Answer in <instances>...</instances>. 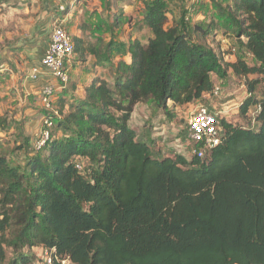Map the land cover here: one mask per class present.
I'll use <instances>...</instances> for the list:
<instances>
[{"label": "trees", "instance_id": "trees-1", "mask_svg": "<svg viewBox=\"0 0 264 264\" xmlns=\"http://www.w3.org/2000/svg\"><path fill=\"white\" fill-rule=\"evenodd\" d=\"M221 1L213 0L218 17L255 60L226 63L245 81L240 113L248 123L223 116L221 142L203 157L166 153L145 135L149 121L143 134L131 125L138 104L167 115L169 102L204 99L221 69L184 19L169 25V0L145 2L153 36L126 45L129 61L103 58L100 39L73 38L75 63L93 55L114 82L94 77L73 99L66 84L53 110L42 102L51 141L25 167L0 151V263L8 244L54 250L68 264H264V0ZM80 159L89 166L79 169ZM11 264L33 261L25 254Z\"/></svg>", "mask_w": 264, "mask_h": 264}, {"label": "rangeland", "instance_id": "rangeland-1", "mask_svg": "<svg viewBox=\"0 0 264 264\" xmlns=\"http://www.w3.org/2000/svg\"><path fill=\"white\" fill-rule=\"evenodd\" d=\"M55 1L56 0H28L24 2L23 6H17L19 9L28 7L30 11L23 14L22 11H19L15 13L16 15H13L17 20H15L16 22L12 28L13 32L15 30V37L20 39L27 36L30 40L32 37V44L36 37L32 34L33 29H35L34 32L36 31L38 34L43 24L37 36V41L42 40L44 37L50 38L53 23L56 22L57 18H63L65 16V24H67V29L70 30L72 35L74 33L71 26L73 25V21L77 20L80 29L84 31L83 35L85 40L96 44L100 39L102 41L100 44L101 56L103 55L105 57L110 53V56L108 55L109 59L117 62V56H120V58L127 56L124 50L130 41L134 38H146L147 35H152L147 26L143 23L145 2L147 0H65V2H63V9L60 11L56 10ZM223 1L225 0H222L221 3H224ZM1 2L2 0H0V3ZM3 8L4 7L1 5L0 9L2 10H0V14L7 11L11 12L10 14L15 12L9 8L5 11ZM53 10H56L55 13H57V15L50 21L48 18H45L47 16L45 14L51 15ZM42 13L43 16L39 17ZM168 14L169 25L175 21L178 22L184 19L187 29L191 34V38L212 49L219 57L221 63L220 72L212 74L215 87L220 88L219 95L209 98L205 97L200 101H195L184 106H173V103L169 102V113L167 115L163 111L157 113V106L154 103L138 104L135 107L131 125L140 134L145 132L146 135V131H150L152 134L156 135V145L159 149L162 150V145L164 144V148L167 146V148H175V150H178L179 148L177 145L183 144V142L177 141L182 133L185 135V138H182V141H185L184 144L189 142L187 141L188 117L190 112L200 103L207 104L217 110H225L227 114L225 116L230 120L237 121L239 124L248 123L240 113V104L248 96L247 88L244 84L245 81L243 78L235 76L232 69L226 68V63L236 60L239 56L244 58L249 64H254L255 60L253 56L248 54L247 50L243 48V45L237 40L232 30L226 27L227 22L218 17V10L213 0H169ZM8 27L12 26H7L5 19H1L0 16V33L2 31L3 33L4 31H8ZM11 35L13 37L14 34ZM148 38L149 37H147L146 40ZM7 41L8 39H5L1 44L3 45ZM109 42L112 43V48L107 49L105 47ZM2 45L0 46V54L3 61H0V67L2 63L7 62V56L5 53L1 52V50L4 49V45ZM21 51L22 50H18V52L14 53V60L19 62L18 67L15 65L14 71L20 72L19 76L22 77V80L29 75L28 70L30 65L28 64L29 57L27 58V55L25 53L23 54ZM39 56L40 54L38 58ZM85 60L88 62L86 66L81 65L82 67L78 74H83L87 76V78L92 77L93 74H99L98 77H103L108 80L110 84H113L114 79L110 67L100 66L96 68V64L98 65L99 63L97 58H95V60L94 58L89 60L88 56ZM7 67L11 69L13 65L9 64ZM3 72L6 73L5 75L8 73L5 70ZM76 76L77 75H75V78ZM74 80L68 82V88L66 89V94L72 99L73 95L82 96L80 94H84L83 89H81L80 86L77 87L75 85L76 80ZM0 85L1 96L4 92L1 90L2 84ZM19 85L22 86L21 83H19ZM77 89H80V91L78 92ZM259 91H257V94L260 93ZM21 92L20 87L16 93L18 96L17 99L13 96L10 99L5 97L0 98V106H2V111L0 113V151L6 153L9 159L15 164H20V166L25 167L28 157L37 152V150H34V145L41 136L44 124L42 118L44 106L39 94H36V92L32 93L31 90L32 94L29 95L28 98H24L25 93L21 94ZM61 92L57 91V97ZM68 92H70V94H68ZM253 109H251V113L248 116V121L251 120L250 124L254 127ZM68 110L69 105L66 108V111ZM2 120L4 121L3 125H1ZM146 122L147 124H145ZM144 124L148 125L149 128L144 132H140L145 129ZM53 133L56 138H61L63 136L61 130L56 131L53 129ZM22 146L24 149L21 148ZM167 148L166 153H171L168 150L169 148ZM45 153L46 149L41 152V154ZM80 164L89 166L90 163L89 160L80 159ZM4 246L7 256L0 264H11L13 259L23 255L25 256V254L29 255L33 264H42V256L45 252V248L38 247L31 250L23 248L17 250L8 244H4Z\"/></svg>", "mask_w": 264, "mask_h": 264}, {"label": "built area", "instance_id": "built-area-1", "mask_svg": "<svg viewBox=\"0 0 264 264\" xmlns=\"http://www.w3.org/2000/svg\"><path fill=\"white\" fill-rule=\"evenodd\" d=\"M75 59L76 53L73 36L67 30L64 19H57L53 23L49 43L40 64L33 67L30 77L33 80H37L43 75H50L59 81L60 89L64 88L70 80V71L75 64ZM57 90V87L53 85H47L41 90L42 102L46 109L53 110L52 101L55 98ZM219 93L220 88L214 87L211 93L204 95V98L216 96ZM225 115H227L225 110H217L204 103L198 104L190 112L187 134V141L192 144L190 154L198 153L200 157H203L206 151L221 142L223 129L220 119ZM52 126L53 121L51 118L44 120L41 136L37 139L34 150L41 151L51 141L50 128ZM77 167L82 169L83 166L78 164ZM55 259L62 264L69 263L67 259H59L55 255L54 250L45 248L41 263L54 264Z\"/></svg>", "mask_w": 264, "mask_h": 264}, {"label": "crops", "instance_id": "crops-1", "mask_svg": "<svg viewBox=\"0 0 264 264\" xmlns=\"http://www.w3.org/2000/svg\"><path fill=\"white\" fill-rule=\"evenodd\" d=\"M27 1L28 0H2V2L0 3V6L2 5L4 7L3 9L5 11L8 10V8L15 11L13 14H10L11 12H8V11L0 14L1 19H3V20L5 19L6 25L7 26L8 25L12 26V27H8V31H6V32L4 31V33L2 31L0 33V46L2 45L1 43L5 41V39H8V41L5 44H3L4 45V49L1 50V52L5 53V55L7 56L6 57L7 58V62L2 63V65L0 67V84H2V88H4V89L1 88V90L4 93L1 94L0 98L1 97H5L7 99H10L13 96V97H15L17 99L18 96H17L16 93H17V90L20 89V87H21V91H22L21 94L25 93L24 94V98H28V96L31 95L33 92H36V94H39V97L41 98L40 92L47 85H53V86L57 87V89H58L57 91H60V92L63 91V90L60 89L59 81L57 79H55L54 77L50 76V75H43L40 78H38L37 80H33L30 77V74H31V71H32L33 67L38 66L40 64L41 58L43 57L44 52H45V50H46V48L48 46L49 38L48 37H44L42 40L37 41V36L40 33V30L42 29L43 24H42L41 29L38 31V34H37L36 31L34 32L35 29H33V33L32 34H34L33 36L34 37L36 36V37H35V41L32 44H31L32 39H33L31 37L32 35L29 36V37H31V40L27 36H24L23 38H20V39L18 37H15V33H14L15 30L13 32L12 28H13V25L15 24V22L17 20L14 18L13 15H16L15 13L19 12V11H22V14L23 13H28L30 11V8L26 7V8L19 9L17 7L19 5L23 6L24 2H27ZM55 2H56V5H55L56 6L55 7L56 10L57 11L62 10L63 9V5H64L63 2H65V0H56ZM28 3H30V2H28ZM8 6H15V7H8ZM0 10H2V9H0ZM55 11L53 10L51 12V15L50 14H45V15H47L45 18H48L51 21L52 18L55 17V15H57V13H55ZM42 16H43V13L39 17H42ZM64 17L63 18H57V19H64L65 20L66 17L65 18ZM78 26H79V23L77 22V20L73 21V25L71 26L73 28V33H74L73 34L74 35L73 38H77V37L78 38H84V35H83L84 31L80 29V26L78 28ZM69 32H70V30H69ZM11 34H14L13 37H12ZM152 36L153 35H150V34L147 35V37H152ZM146 38H137V39L140 40L142 43H146V41H147ZM134 39H136V38H134ZM86 42L88 43L90 41L86 40ZM17 49L18 50H22L21 52H23V54L25 53L27 55V58L29 57L28 58L29 59L28 60V64L30 65L29 66L30 68L28 70L29 75H27V77H25L22 80H21L22 77L19 76L20 72H15L14 71L15 65H16V67L19 66V62L14 60V56H15L14 53L18 52ZM39 54H40V56L38 58ZM23 57H24V55H23ZM129 57L130 56L127 54V56L124 57V58H125V60L129 61ZM92 58H94V60H95L96 57L93 56V55H89V60H91ZM116 59L119 60L121 58H120V56H117ZM0 61H3L2 57H1V54H0ZM87 62L88 61H86V60L77 61V63H75L76 66H74V68L73 67L71 68V75H70L71 80L70 81H73L75 79L76 80L75 85L77 87L80 86L81 89L83 88V86L87 85L94 77H97L99 75V74H93L92 77L87 78V76H85L83 74H78L79 70H81V67H82L81 65H85L86 66ZM9 64L13 65V67H11V69H9L7 67V65H9ZM99 67L100 66L96 64V68H99ZM4 70L6 72H8L7 75H5L6 74L5 72H3ZM75 75H77L76 78H75ZM19 83H21L22 86L19 85ZM34 89H37V90H34ZM31 90H32V93H31ZM77 91L79 92L80 89L79 90L77 89ZM1 111H2V106H0V113H1ZM182 138H185V135L181 134V136L178 137V139H177L178 142H180V141L183 142V144H178L177 145V147L179 148L178 152L179 153H184L186 155H189L190 151H191V148H192V144L189 143V142L184 144L185 141L184 140L182 141ZM170 149H173V148H170ZM164 152H166V151H164Z\"/></svg>", "mask_w": 264, "mask_h": 264}]
</instances>
